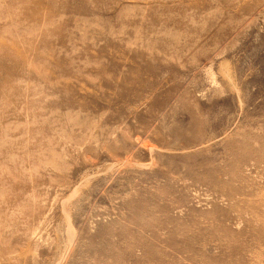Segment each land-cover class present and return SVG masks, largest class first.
Listing matches in <instances>:
<instances>
[{"label": "rangeland", "instance_id": "rangeland-1", "mask_svg": "<svg viewBox=\"0 0 264 264\" xmlns=\"http://www.w3.org/2000/svg\"><path fill=\"white\" fill-rule=\"evenodd\" d=\"M0 264H264V0H0Z\"/></svg>", "mask_w": 264, "mask_h": 264}, {"label": "bare ground", "instance_id": "bare-ground-1", "mask_svg": "<svg viewBox=\"0 0 264 264\" xmlns=\"http://www.w3.org/2000/svg\"><path fill=\"white\" fill-rule=\"evenodd\" d=\"M144 143V142H143ZM143 145V144H142Z\"/></svg>", "mask_w": 264, "mask_h": 264}]
</instances>
